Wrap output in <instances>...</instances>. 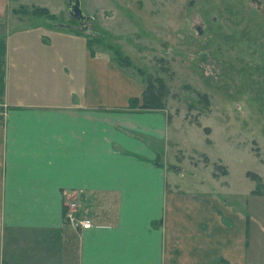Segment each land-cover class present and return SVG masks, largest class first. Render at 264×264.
Returning <instances> with one entry per match:
<instances>
[{
	"label": "crops",
	"instance_id": "obj_1",
	"mask_svg": "<svg viewBox=\"0 0 264 264\" xmlns=\"http://www.w3.org/2000/svg\"><path fill=\"white\" fill-rule=\"evenodd\" d=\"M10 1L0 0V264H259L245 208L185 190L164 162L165 111L130 107L141 82L89 53L81 93L55 100L50 44L12 40ZM70 202L91 228L66 219Z\"/></svg>",
	"mask_w": 264,
	"mask_h": 264
},
{
	"label": "rangeland",
	"instance_id": "obj_2",
	"mask_svg": "<svg viewBox=\"0 0 264 264\" xmlns=\"http://www.w3.org/2000/svg\"><path fill=\"white\" fill-rule=\"evenodd\" d=\"M68 1H10L20 26L12 40L50 44L52 98L81 93L89 53L113 58L144 90L162 78L170 122L164 162L185 190L214 189L245 208L251 251L264 264V0H81L87 30Z\"/></svg>",
	"mask_w": 264,
	"mask_h": 264
},
{
	"label": "trees",
	"instance_id": "obj_3",
	"mask_svg": "<svg viewBox=\"0 0 264 264\" xmlns=\"http://www.w3.org/2000/svg\"><path fill=\"white\" fill-rule=\"evenodd\" d=\"M34 12L36 14L40 13L42 15H46L49 18L55 17V14H52L47 7H37L35 8ZM122 59V57H121ZM150 76V75H149ZM151 77V76H150ZM159 85L155 84L154 82H150L144 90L142 103L139 104L138 98H132L130 102V107H140L143 109H165L166 108V96H167V88L166 84L162 78L157 79ZM254 178L262 184V177L259 175H254ZM259 188V186H258ZM256 190L258 192L259 190Z\"/></svg>",
	"mask_w": 264,
	"mask_h": 264
},
{
	"label": "water",
	"instance_id": "obj_4",
	"mask_svg": "<svg viewBox=\"0 0 264 264\" xmlns=\"http://www.w3.org/2000/svg\"><path fill=\"white\" fill-rule=\"evenodd\" d=\"M67 8L69 14L81 23L82 29L87 30L88 28L87 22L90 19V17L83 10L82 1L69 0L67 4Z\"/></svg>",
	"mask_w": 264,
	"mask_h": 264
},
{
	"label": "built area",
	"instance_id": "obj_5",
	"mask_svg": "<svg viewBox=\"0 0 264 264\" xmlns=\"http://www.w3.org/2000/svg\"><path fill=\"white\" fill-rule=\"evenodd\" d=\"M77 203L70 202L68 204V209L65 212V217L67 220L75 223L76 225H80L84 229H88L92 227V223L87 218H78L75 216L74 212L76 211ZM78 218V219H77Z\"/></svg>",
	"mask_w": 264,
	"mask_h": 264
}]
</instances>
